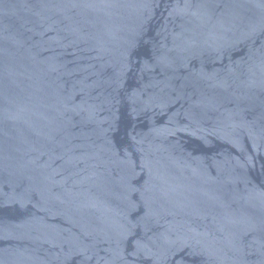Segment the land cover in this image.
I'll return each mask as SVG.
<instances>
[{
    "label": "water",
    "instance_id": "obj_1",
    "mask_svg": "<svg viewBox=\"0 0 264 264\" xmlns=\"http://www.w3.org/2000/svg\"><path fill=\"white\" fill-rule=\"evenodd\" d=\"M0 264H264V0H0Z\"/></svg>",
    "mask_w": 264,
    "mask_h": 264
}]
</instances>
